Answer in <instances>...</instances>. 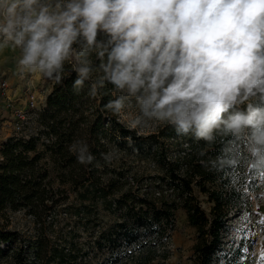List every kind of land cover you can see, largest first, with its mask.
<instances>
[{"label":"clouds","instance_id":"clouds-1","mask_svg":"<svg viewBox=\"0 0 264 264\" xmlns=\"http://www.w3.org/2000/svg\"><path fill=\"white\" fill-rule=\"evenodd\" d=\"M9 48L21 76L61 85L67 64L74 92L98 101L112 85L101 110L130 132L166 124L209 145L230 137L228 163L264 171V0H0V52ZM69 150L82 165L95 159L86 140Z\"/></svg>","mask_w":264,"mask_h":264},{"label":"trees","instance_id":"trees-1","mask_svg":"<svg viewBox=\"0 0 264 264\" xmlns=\"http://www.w3.org/2000/svg\"><path fill=\"white\" fill-rule=\"evenodd\" d=\"M69 72L70 66L66 64L63 84L53 82L45 94L36 112L38 129L27 138L9 137L0 145V261L87 264L89 260L85 257L86 251L80 253L72 239L71 247L64 253L54 244L49 245L48 239L39 234L24 243L16 230L6 227L9 211L23 210L36 223L52 210L56 212L53 206L57 201L49 196L50 188L45 181L47 172L38 165V160L45 154L53 164L59 182H69L72 188H78L79 204L66 212L76 216L74 225L78 223L84 228L86 220L81 221V218L88 214L89 204L99 203L112 215L121 212V221H113L106 231L99 230L93 239L97 250L101 245L110 249L107 257L93 264L127 261L123 254L128 246L135 250V255H127L132 264L149 263L158 257V247L165 258L162 247L172 230L173 213L177 208L183 209L188 225L195 229L193 264H216L214 258L222 260L218 264H246L247 261L241 260L244 255L239 248L223 253L224 222L230 218V212L240 207L237 202L242 201V188L248 182L241 163H228L234 158L236 142L230 137H218L209 145L203 140L196 141L191 135L178 136L174 128L166 124H160L149 135L136 136L134 131L119 124L116 116L101 110L103 104L118 95L112 85H106L102 90L103 99L98 101L88 96L87 87L78 94L74 92L76 73ZM125 136H132V147L120 139ZM169 139L175 141V148L180 151L172 156L168 145L163 143ZM76 140H86L89 144L95 157L91 164L78 163L76 155L69 150ZM38 144L41 146L39 151L36 150ZM113 145L123 153L150 161L157 172L152 175L156 180L154 184L169 186V193L164 195L161 191L152 197L146 192L120 191L112 181L117 176L115 173L103 184L94 173L107 167L102 154ZM111 170L121 175L116 169ZM231 170L236 172L234 178L229 175ZM194 190L206 194L212 203L207 213L200 208ZM93 217L97 220L96 214Z\"/></svg>","mask_w":264,"mask_h":264},{"label":"rangeland","instance_id":"rangeland-1","mask_svg":"<svg viewBox=\"0 0 264 264\" xmlns=\"http://www.w3.org/2000/svg\"><path fill=\"white\" fill-rule=\"evenodd\" d=\"M5 53H7L6 55L8 57V66L4 74L0 75V83L2 81L6 82L4 91L0 88V145L9 137H19V135L15 134L16 130L14 129L17 121H20L27 128V135L33 134L38 129L35 119L30 118L27 113H24L23 109L26 104L25 97L27 94H33L34 98L41 101V105L44 101L45 94L53 83L35 74L26 73L21 76L16 67V58L19 55L18 50L9 48L8 52ZM19 115H22L24 119H16ZM116 120L126 128L125 124L119 118L116 117ZM159 125L143 132L134 131V133L136 136H146L155 132ZM163 143L166 146L168 145L171 156L180 152L175 148L176 144L174 140H164ZM36 150H41L39 144ZM29 155H32V153ZM106 164L107 167L104 170H98L94 173L95 176L97 175V178H100L103 184L109 178L112 179L115 173L117 176L112 181L115 183V186L119 187L120 191L130 190L135 193L146 192L148 195H152V197H155L157 192L162 191L164 195H167L170 191L169 186L164 187L154 184L156 180L152 178V175H155L157 172H155L152 163L143 159H137L132 153L126 154L122 152L118 160H113L110 164ZM38 165L45 168L47 172L45 181L50 188L51 195L49 194V196L57 201L56 205L53 206L56 212L53 213L52 210L43 220L36 223L33 217L26 214L23 210L9 211L7 212L8 224L6 227L16 230L24 243L34 240L35 235L39 234L43 238L48 239L49 245L54 244L57 248H61L64 253H67V250L71 247L72 242H70V239H72L76 243V248L80 250V253L86 251L85 257L89 259L87 264H93L96 261H100L103 257H107L110 249L106 245H101V249L97 250L93 244V239L97 237L99 230L106 231L107 227L113 221H121V212L117 211V213L112 215L110 212L105 211L99 203L94 206L89 204L88 214L83 219L81 218V221L86 220L84 228L78 225V223L74 225L73 222L77 219L76 216H69L66 212L71 211V207L74 209L79 204L76 198L78 188H72L69 182H59V178H56L55 168L45 154L38 160ZM111 169H116L121 175L119 176L117 172ZM103 171L104 174L101 175ZM235 173L234 170L229 172L231 178H234ZM260 173L261 171L256 172L250 169H244L243 174L247 177L248 182L247 185L245 184L247 187L243 186L242 188L244 193L242 194V198H240L242 201L239 200L237 202L240 207H237V211L230 212V218L224 222L222 230L223 253L228 254L230 250L239 248L244 255L241 260L247 261L246 264H264V260L261 259L260 255L261 249L264 248V225L258 223L260 219L264 218V195H262L264 194V181L261 180ZM250 193H255L256 195L257 202L255 204L249 197ZM194 194L197 197L200 208L207 213L212 204L208 201L207 195L199 193L196 190H194ZM84 203L87 204L88 202L85 201ZM245 213L248 214L250 223L242 220ZM95 214L97 220H94L93 216ZM173 214V227L162 247L166 257L163 258L160 255L161 247H158L156 248V252L159 254L158 257L147 264H193L191 257L192 247L195 242V229L188 225L183 209L177 208ZM245 223H247V227L237 234V229ZM245 249L247 250L245 251ZM124 252L123 257L127 261L123 260L121 264H132L131 260H128L129 257L127 255L130 253L135 255L134 248L128 246ZM46 257L43 259H46ZM213 262L218 264L222 260L214 258ZM0 264H12V262L9 259H4L0 261ZM47 264L58 263L49 262ZM59 264L66 263L61 262Z\"/></svg>","mask_w":264,"mask_h":264},{"label":"built area","instance_id":"built-area-1","mask_svg":"<svg viewBox=\"0 0 264 264\" xmlns=\"http://www.w3.org/2000/svg\"><path fill=\"white\" fill-rule=\"evenodd\" d=\"M0 88L4 91V89L6 88V82L5 81H2L0 83ZM25 102H26L25 108L23 109L24 113H27V115H29L30 118L36 119V112L40 108V106L42 105V104L40 105L41 101H38L37 98H34L33 94H27V96L25 97ZM16 119H24V117L22 115H19L18 117H16ZM14 129L16 130L15 134L19 135V137L27 138L30 135V134L27 135L26 132L28 130L24 125H22L20 123V121H17L15 123ZM25 129H26V131H25Z\"/></svg>","mask_w":264,"mask_h":264},{"label":"snow or ice","instance_id":"snow-or-ice-1","mask_svg":"<svg viewBox=\"0 0 264 264\" xmlns=\"http://www.w3.org/2000/svg\"><path fill=\"white\" fill-rule=\"evenodd\" d=\"M260 177H261V180L264 181V171H261V173H260ZM245 187H247V186H245ZM242 220H243L244 222H247V223H250V222H251V221H250V218H249V216H248L247 213L244 214V216L242 217ZM247 223L243 224L240 228L237 229V234H239V232L243 231L244 228L247 227ZM258 223H259L260 225H264V218L260 219V220L258 221ZM253 235H255V233H253ZM246 250H247V249H245V251H246ZM260 255H261V259L264 260V248L261 249V253H260Z\"/></svg>","mask_w":264,"mask_h":264},{"label":"crops","instance_id":"crops-1","mask_svg":"<svg viewBox=\"0 0 264 264\" xmlns=\"http://www.w3.org/2000/svg\"><path fill=\"white\" fill-rule=\"evenodd\" d=\"M9 49H5L3 52H0V75L4 74V71L7 69V53ZM5 53V54H4Z\"/></svg>","mask_w":264,"mask_h":264}]
</instances>
